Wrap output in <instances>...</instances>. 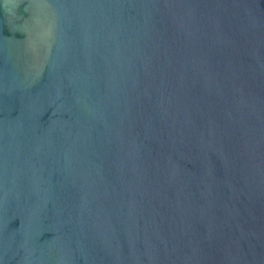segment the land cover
<instances>
[{
    "label": "water",
    "instance_id": "95a60500",
    "mask_svg": "<svg viewBox=\"0 0 264 264\" xmlns=\"http://www.w3.org/2000/svg\"><path fill=\"white\" fill-rule=\"evenodd\" d=\"M0 264H264V0H0Z\"/></svg>",
    "mask_w": 264,
    "mask_h": 264
}]
</instances>
